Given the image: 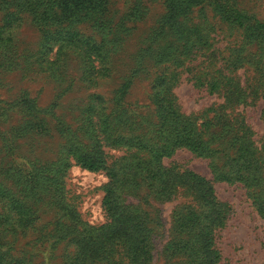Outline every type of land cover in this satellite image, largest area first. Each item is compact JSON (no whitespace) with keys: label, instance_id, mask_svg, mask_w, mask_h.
<instances>
[{"label":"rangeland","instance_id":"374dc122","mask_svg":"<svg viewBox=\"0 0 264 264\" xmlns=\"http://www.w3.org/2000/svg\"><path fill=\"white\" fill-rule=\"evenodd\" d=\"M29 1L0 0V24L14 14L13 43L0 47V251L29 264H64L78 252L70 240L77 228L66 226L59 197L89 225L109 221L107 171L71 157L66 164L70 147L91 149L87 117L97 103L93 122L104 133L106 164L120 172L121 200L149 220L147 264H187L178 215L198 206L182 184L157 194L154 165L212 182L227 209L214 232L219 264H264V216L253 188L217 180L215 167L226 169L232 154L248 157L264 196V38L227 17L234 6L264 22V0L180 7L178 0H50L45 10ZM59 33L70 40L61 53L53 42ZM211 80L219 81L215 91ZM191 128L217 152L171 144Z\"/></svg>","mask_w":264,"mask_h":264},{"label":"trees","instance_id":"16d2710c","mask_svg":"<svg viewBox=\"0 0 264 264\" xmlns=\"http://www.w3.org/2000/svg\"><path fill=\"white\" fill-rule=\"evenodd\" d=\"M33 1L39 2L42 10L50 9L49 7L52 5V1L50 0ZM191 1L178 0V7L189 5ZM31 2L32 0L29 1V3ZM229 10H231V16L230 18L227 16L228 20H231L232 23L240 27H244L248 31L249 36L264 38L263 21L255 19L252 15L234 6H231ZM12 17H14V14H11V16L6 15L3 19V22L6 23L0 24V47H10L13 43L10 29H8L12 25ZM53 42L54 44H60L58 53H61L65 47H68L70 40L63 37L62 33H59L55 35ZM88 58L90 60L89 69L93 71V67H95L94 59L91 58V55ZM9 60L10 58L5 59L8 67L12 65V62ZM208 85L212 91H215L219 87V81L211 80L208 82ZM99 110V105L93 103L90 108V114L87 117L91 125L89 126V138L93 139L91 149L86 150L81 146L70 147L67 151L66 164H69V158L71 157L74 159L75 164L89 171H107L110 181L105 188L103 206L107 212L109 221L99 226L89 225L82 221L78 214L70 208L71 206L68 205L65 198L59 197L56 205L64 211L65 220L68 222L66 226L77 228L76 231H71L78 234L77 239L76 237H71L70 240L75 245L78 244L79 247L78 252L76 251L72 256H68L64 264H96L103 260L107 261V264H127L123 260L124 258L129 259L128 263L147 264L151 250L149 220L139 213L142 211L139 209L137 211L132 205H127L121 200L122 196L119 186L122 179L120 172L115 168L108 167L106 164V155L102 149V146L106 144L102 137L104 133L93 122V117L99 119ZM200 138L201 136L198 131L194 132L192 128L186 129L178 141H171V144L174 146L176 144L185 145L194 153L203 156H211L217 152L206 145L207 140ZM167 147L168 153H172L173 151L169 149L172 147ZM162 156L163 153L159 151L155 154L157 163L161 161ZM231 157V163L226 169L215 165L218 170L216 179L228 182L241 181L249 188H253L254 203L257 206L258 212L264 216V196L253 187L259 182L258 169L255 170L251 167L253 161L245 162L248 157L244 155L237 156L236 154H232ZM152 172L153 178L157 179V194L163 197L170 196L180 184L186 186V189L191 190L195 194L198 206L186 207L185 211L178 215V222L180 224L179 233H188L185 240L190 243L187 264H219L221 253L216 247L214 232L218 227L224 225L227 209L222 202L217 200L212 182L192 170L174 173L169 169H164L162 165H154V171ZM60 188L59 190L63 191V187ZM88 241L90 242L89 246ZM113 254L112 262L111 256ZM116 255L120 258L119 261ZM0 264L29 263L20 257H10L5 252L0 251Z\"/></svg>","mask_w":264,"mask_h":264}]
</instances>
